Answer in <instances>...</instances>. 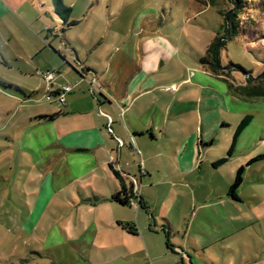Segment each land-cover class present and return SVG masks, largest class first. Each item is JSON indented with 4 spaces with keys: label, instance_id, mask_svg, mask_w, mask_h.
Masks as SVG:
<instances>
[{
    "label": "rangeland",
    "instance_id": "374dc122",
    "mask_svg": "<svg viewBox=\"0 0 264 264\" xmlns=\"http://www.w3.org/2000/svg\"><path fill=\"white\" fill-rule=\"evenodd\" d=\"M244 3L238 36H231L225 32L235 11L230 0H64L71 12L61 15L54 0H0V176L4 167H18L12 181H0V264H193L205 246L213 264L264 258V160L248 166L264 155V0ZM203 57L216 62L218 72L200 64ZM53 72L55 80L47 81ZM100 77L116 88L125 82L137 92L148 89L129 115L128 101L114 100L117 121L110 119L106 132L112 135L115 125L119 133L111 158L122 175L131 176L129 205L138 210L144 204L141 218L159 233H149L147 243H131L120 233L103 242L88 227V215L81 216L82 226L61 227L62 213L46 209L45 194L40 208L32 209L36 186L28 176L38 182L35 170L31 176L38 154L25 149L23 125L36 118L59 129L77 126L80 114L91 110L87 82L94 85ZM56 81L73 83L72 111L47 90L58 88ZM140 107L164 115L151 129V147L143 141L132 153L127 128ZM247 115L253 120L233 158L213 166L228 158L236 127ZM241 166L244 183L240 201L233 202L227 192ZM77 220L74 210L71 221Z\"/></svg>",
    "mask_w": 264,
    "mask_h": 264
},
{
    "label": "crops",
    "instance_id": "0c3cea01",
    "mask_svg": "<svg viewBox=\"0 0 264 264\" xmlns=\"http://www.w3.org/2000/svg\"><path fill=\"white\" fill-rule=\"evenodd\" d=\"M52 31V28L48 29L49 34ZM58 34L50 42V47H52V42L59 38ZM57 54L61 55L59 52ZM56 71L59 72L60 76L63 75L62 67ZM111 72L110 76L116 74L115 70ZM76 76L82 84L83 78L78 73H76ZM109 80H104L100 77L94 85L92 82H87V85L91 87L92 94L90 99L91 110L80 114L79 118L81 119L77 122V126L72 128L64 126L59 129L56 126V122H48L46 120L39 122L36 118L30 119L25 123V126L23 125L24 128L28 129V133L25 135L27 141L25 149L36 156L38 154V160L33 164L31 171L32 176L35 170L36 177L34 178L38 179V182L28 176V179L34 181L36 186L35 207L32 206V209L40 208L39 201L42 195L45 194L46 200L44 203L46 204V209L54 207L62 213V220L59 222L61 227H70L72 225V227L77 228L80 225L82 226L85 221L81 216L85 217L88 215V227L94 232V235L102 234L103 242L110 239L115 240V234L120 233L124 240H131V243L135 240L147 243L150 238L149 233L157 235L159 233H156L149 223L141 218L142 214L144 216L147 210L144 204L138 210H135L131 205L122 206L112 200L114 195L122 191L123 184L129 186L131 176L122 175L116 169V165L111 158L115 157L114 155L117 153V151L113 150L117 142L115 137L119 135L114 127L115 125L111 129L113 131L112 135L107 136L106 132L109 131V120L112 119L115 123L117 121L115 111L119 103L115 101L127 100L128 106L125 107V114L129 115L138 102L147 96L148 89H142L141 92H137L136 86L127 87L125 82H122L121 86L119 84V87L116 88L115 82ZM68 83L73 85L70 81ZM80 83H78L77 89H80V93H82L85 89L80 86ZM57 85L59 86L60 84ZM64 85H66V82ZM97 89L98 95L96 94ZM57 90L58 88L55 87L52 92L56 94ZM74 93L75 91L69 94L71 95L70 100H66V105H64L65 109L70 107L69 111H72L71 106L77 102V98L73 96ZM29 94V98L34 95L31 92ZM163 115L156 107H140L138 109V118L133 120L135 123H131L127 128L129 130L127 135L128 139H130L128 143L131 152L133 146L138 147L143 141L146 142L148 147H151L153 140L151 129L163 118ZM66 118L62 119L66 120ZM140 119L144 121V124H140ZM221 128H224L223 121ZM18 133L15 139L21 136ZM214 141L215 139L212 138L211 142ZM211 142L210 146H213L214 143L211 144ZM120 157H122V154ZM231 158H227L228 161ZM16 168H18L16 165L4 167L6 172H4L3 176H0V181L3 185L12 181ZM36 168L39 171H36ZM145 169L147 172L146 176L149 177L151 168L148 162L145 163ZM115 172L120 174L121 178ZM20 175L25 179L26 173L20 172ZM11 187L9 186V189L6 192L4 191L5 194L11 192ZM18 191L21 192L20 188ZM228 198H231L229 194ZM233 202L238 201L233 200ZM74 210L79 215V220L77 221H71ZM126 213H129V215L127 214L128 217L125 216ZM55 243L58 242L55 241ZM202 252V256L196 258L194 263L191 261V263L213 264L207 254L206 246L202 248ZM165 256L167 257V255ZM257 264H264V258H261Z\"/></svg>",
    "mask_w": 264,
    "mask_h": 264
},
{
    "label": "trees",
    "instance_id": "16d2710c",
    "mask_svg": "<svg viewBox=\"0 0 264 264\" xmlns=\"http://www.w3.org/2000/svg\"><path fill=\"white\" fill-rule=\"evenodd\" d=\"M231 3L233 4L234 6V13L233 14H229L227 16V20H226V35H231V36H238V33H237V30H238V24L236 22L237 20V13H240L243 11L244 9V2L245 0H230ZM56 6L58 7L59 9V14L61 15L62 12H65V13H70L71 12V9L70 8H66L64 6V0H54ZM255 9V8H254ZM236 13V14H235ZM220 39L218 38L215 43L213 44L214 48L216 49L215 53H217V48L220 46L218 43H219ZM211 47L210 49L208 50V52L210 53L211 52ZM63 59V58H62ZM264 61V59H263ZM200 64L202 65H206L208 64L210 67H211V70L213 71V73H216L218 72V66L216 64V62H211L209 61V59L207 57H203L200 59ZM264 63V62H263ZM7 89L10 88V87H6ZM16 91L18 92H23L22 90H20L19 88H16ZM47 119H53L54 117H45ZM253 120V117L252 116H247L245 117L242 122L240 124L237 125L236 127V130H235V133H234V136H233V139H232V144H231V147L228 151V158H231L235 152V148H236V145H237V142L239 140V138L241 137L242 133L245 131V129L251 124V121ZM214 142H211V144H213ZM261 160H264V155L262 156H258L256 158H254L253 160H251L249 163H248V166L255 163V162H258V161H261ZM228 162V159H223L221 161H219L218 163H216L214 166L215 167H218V166H221L225 163ZM245 170H246V167L245 166H241L238 171H237V174H236V178L234 180V182L231 184L230 188H229V197H231V199L235 200V201H240V197L238 195L239 193V190L240 188L243 186V183H244V173H245ZM115 174L121 178L120 174H118L117 172H115ZM131 192H132V186H127L125 184H123L122 186V191L117 193L116 195H114V197L112 198L113 201L119 203L120 205L122 206H129V199H130V195H131Z\"/></svg>",
    "mask_w": 264,
    "mask_h": 264
},
{
    "label": "built area",
    "instance_id": "2783aa9c",
    "mask_svg": "<svg viewBox=\"0 0 264 264\" xmlns=\"http://www.w3.org/2000/svg\"><path fill=\"white\" fill-rule=\"evenodd\" d=\"M47 81L52 82L55 80L56 78V72L53 73H48L47 76ZM49 91V93H51L53 96L56 95L57 96V101L59 104L61 105H66V96L69 95L72 92V87L70 85H59L58 87V92L56 94H54L51 90V88L47 89ZM48 94V92H47ZM53 96H49L47 95V100L51 101V99L53 98ZM138 155H140V153H138ZM142 164H139V168L141 169Z\"/></svg>",
    "mask_w": 264,
    "mask_h": 264
}]
</instances>
